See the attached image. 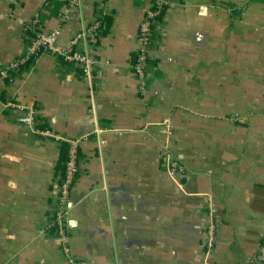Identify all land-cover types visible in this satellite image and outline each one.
<instances>
[{"label":"crops","instance_id":"1","mask_svg":"<svg viewBox=\"0 0 264 264\" xmlns=\"http://www.w3.org/2000/svg\"><path fill=\"white\" fill-rule=\"evenodd\" d=\"M148 46L147 89L131 64L150 0H0V67L22 57L38 13L58 44L109 15L80 67L44 54L0 83V264H70L59 240L39 232L55 204L65 143L79 145L70 198L73 255L95 264H248L264 241V0H169ZM12 102L15 106H5ZM241 117V120L235 118ZM180 157V183L164 169L165 136ZM215 226L212 251L205 231Z\"/></svg>","mask_w":264,"mask_h":264},{"label":"built area","instance_id":"2","mask_svg":"<svg viewBox=\"0 0 264 264\" xmlns=\"http://www.w3.org/2000/svg\"><path fill=\"white\" fill-rule=\"evenodd\" d=\"M69 2L60 18L62 23L67 21L72 9L77 5V0H69ZM150 3V8L146 11L139 24L137 39L140 48L136 52L135 61L130 66L132 73H134L138 80V90L141 93H145L147 89L145 66L150 61L148 46L151 41V35L158 24L159 17L170 4V1L150 0ZM107 14H109V9L104 3L91 22L82 25L70 38L68 44L62 47L58 44L60 28L46 30L39 22L38 13H35L34 17L25 26L26 34L28 33L26 51L22 57L0 67V83L26 67H30L31 69L44 54L57 57L66 65L80 67L83 75L91 82L97 66V60L92 51L98 45L103 19ZM9 105L15 106L12 102L5 104V106ZM235 119L241 120L242 118L238 117ZM19 120L32 127L38 135L51 137L66 145L67 158L64 162V171L54 185L55 204L52 206L47 226L39 233L51 232L59 240L60 249L70 264H95L88 259H78L73 255L69 234L70 198L80 172L78 148L86 137H62L49 128L39 127L35 110L32 108H27ZM160 126L165 136L164 143L162 144L164 169L173 181L180 183L181 178L185 174V168L180 157L168 145V141L172 137L170 119H164L160 123ZM214 237L215 226L212 223L206 227L205 231V244L209 253L213 248ZM248 264H264V241L260 244L257 253L251 257Z\"/></svg>","mask_w":264,"mask_h":264},{"label":"trees","instance_id":"3","mask_svg":"<svg viewBox=\"0 0 264 264\" xmlns=\"http://www.w3.org/2000/svg\"><path fill=\"white\" fill-rule=\"evenodd\" d=\"M100 10V9H99ZM98 10V11H99ZM98 11H97V13H98ZM164 12V11H163ZM163 14V13H162ZM96 15V14H95ZM94 15V16H95ZM108 15L109 14H107L105 17H104V19H103V24H102V27H101V31H102V29H103V26H104V24H105V22H106V18L108 17ZM162 16V15H161ZM160 16V17H161ZM160 17H159V19H160ZM91 22V21H90ZM89 22V23H90ZM101 31H100V33H101ZM28 34V33H27ZM27 34H26V38H27ZM27 41H28V39H27ZM135 58H136V55H135V57H134V61H135ZM13 77V76H12ZM11 78V77H10ZM66 158H67V152H66ZM66 158H65V160H66ZM65 160H64V162H65ZM63 171H64V163H63V166L61 167V175H62V173H63Z\"/></svg>","mask_w":264,"mask_h":264}]
</instances>
